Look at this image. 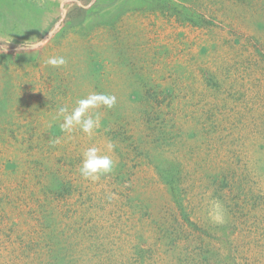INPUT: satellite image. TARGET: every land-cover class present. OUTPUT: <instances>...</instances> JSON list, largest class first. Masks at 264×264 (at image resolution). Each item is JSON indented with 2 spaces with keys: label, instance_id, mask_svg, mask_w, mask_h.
Masks as SVG:
<instances>
[{
  "label": "rangeland",
  "instance_id": "1",
  "mask_svg": "<svg viewBox=\"0 0 264 264\" xmlns=\"http://www.w3.org/2000/svg\"><path fill=\"white\" fill-rule=\"evenodd\" d=\"M92 92L101 127L62 131ZM58 259L264 264V0H0V264Z\"/></svg>",
  "mask_w": 264,
  "mask_h": 264
},
{
  "label": "clouds",
  "instance_id": "2",
  "mask_svg": "<svg viewBox=\"0 0 264 264\" xmlns=\"http://www.w3.org/2000/svg\"><path fill=\"white\" fill-rule=\"evenodd\" d=\"M46 63L58 67L65 64L66 61L62 56H54L48 58ZM115 101V96L92 92L86 97L77 99L71 111L67 107H60L56 118H62L60 123L62 131L71 133L76 126H79L84 133L92 136L94 131L101 127V119L99 114H92L89 110L101 105L111 108ZM59 142V139L54 141V143ZM108 148L111 150L114 145L109 143ZM114 166V161L110 156L101 155L100 150L96 147H89L82 154L79 171L85 179L96 180L100 175L111 172Z\"/></svg>",
  "mask_w": 264,
  "mask_h": 264
},
{
  "label": "trees",
  "instance_id": "3",
  "mask_svg": "<svg viewBox=\"0 0 264 264\" xmlns=\"http://www.w3.org/2000/svg\"><path fill=\"white\" fill-rule=\"evenodd\" d=\"M155 99H157V98H155ZM159 131L160 130H158L157 129V133L156 132H154L153 133V135H157L158 133H159ZM165 131V130H164ZM118 134H120V135H122L123 136V133H121V132H119ZM161 135H163V134H161ZM124 137V136H123ZM166 174L168 173L167 171H164ZM162 174V173H161ZM162 177H163V174H162ZM62 184V189L63 190H66V189H68V188H64V185H66V183H64V182H61L59 185H61ZM62 190V191H63ZM62 191H60L59 192V190H56V191H54V190H52V189H49V191H48V193L49 194H51V195H53L55 198H58V194H60ZM46 199H49V195L48 194H46ZM79 200H81V198H79ZM45 208H46V206L43 204L42 206H41V212H42V214H41V218L40 217H38V218H40V221H41V223H45V225H49V227H50V229H49V238L51 239V238H54L55 236H57V235H63V234H65V232H66V228L68 227V225H64L63 227H62V230H61V234L60 233H57L56 232V227L54 228L53 226H50L51 224L49 223V222H47V220H50V216H49V213H48V211L46 212V211H44L45 210ZM42 219V220H41ZM86 228H84L83 229V231L85 230ZM44 231V230H43ZM79 232V231H78ZM71 235V234H70ZM47 236H48V234H47ZM70 237H72V236H70ZM46 238V237H45ZM64 238H66V237H64ZM45 240V239H44ZM71 241L70 242H68V240L66 241L65 239H62V240H52V244H51V246L49 247L48 246V252H47V254L49 255V257H50V253L52 252V251H54V249H56L57 248V245H58V243L59 242H66V245H67V247L68 248H66L65 250H63L62 251V253H66L69 249H70V246L72 245V244H74V243H76L77 244V241L75 240V239H70ZM47 241H49V240H47ZM207 244L202 240L201 241V248H200V250H202L203 249V247H205ZM204 251H206V250H204ZM61 253V254H62ZM66 255H68V256H70V260H71V257H74L73 255V253H68V254H66ZM130 261V260H129ZM142 262V261H141ZM57 264H63L62 263V259H58L57 260ZM72 264H77L76 263V261H73V263Z\"/></svg>",
  "mask_w": 264,
  "mask_h": 264
}]
</instances>
